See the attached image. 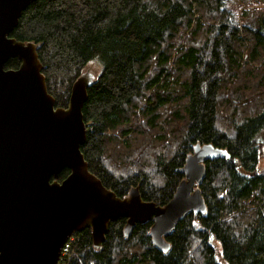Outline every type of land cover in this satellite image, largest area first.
Segmentation results:
<instances>
[{
  "label": "trees",
  "instance_id": "16d2710c",
  "mask_svg": "<svg viewBox=\"0 0 264 264\" xmlns=\"http://www.w3.org/2000/svg\"><path fill=\"white\" fill-rule=\"evenodd\" d=\"M12 37L41 46L56 107L100 66L82 152L118 197L139 186L165 206L194 146L231 155L206 163L207 211L179 223L168 253L149 238L152 222L127 239L121 218L101 250L89 229L77 233L65 264H264V0H38Z\"/></svg>",
  "mask_w": 264,
  "mask_h": 264
},
{
  "label": "water",
  "instance_id": "95a60500",
  "mask_svg": "<svg viewBox=\"0 0 264 264\" xmlns=\"http://www.w3.org/2000/svg\"><path fill=\"white\" fill-rule=\"evenodd\" d=\"M36 1L0 0V264H58L67 241L86 229L101 250L110 225L121 218L127 239L137 225L152 222L149 238L168 253L167 237L179 223L207 211L200 189L206 163L231 155L212 144L194 146L180 169L184 178L165 206L145 201L139 186L125 198L105 187L82 152L88 132L83 110L98 75L83 72L68 106L56 107L41 46L12 37ZM11 59L20 61L18 69L6 68ZM66 169L70 174L59 181Z\"/></svg>",
  "mask_w": 264,
  "mask_h": 264
},
{
  "label": "built area",
  "instance_id": "2783aa9c",
  "mask_svg": "<svg viewBox=\"0 0 264 264\" xmlns=\"http://www.w3.org/2000/svg\"><path fill=\"white\" fill-rule=\"evenodd\" d=\"M88 131H91L92 129L87 127ZM74 238H71L70 240L67 241V243L64 245L61 254H60V258L58 261V264H65L66 260L68 258H70L73 253H72V244H73Z\"/></svg>",
  "mask_w": 264,
  "mask_h": 264
},
{
  "label": "rangeland",
  "instance_id": "374dc122",
  "mask_svg": "<svg viewBox=\"0 0 264 264\" xmlns=\"http://www.w3.org/2000/svg\"><path fill=\"white\" fill-rule=\"evenodd\" d=\"M198 17H196V19H197ZM100 70H101V68H100V66H98L97 64H90L89 66H88V69L87 70H84V72L86 73V74H89V75H91V76H97V75H99V73H100Z\"/></svg>",
  "mask_w": 264,
  "mask_h": 264
}]
</instances>
